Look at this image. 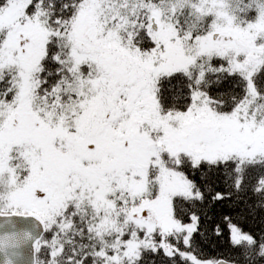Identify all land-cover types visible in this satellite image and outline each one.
I'll list each match as a JSON object with an SVG mask.
<instances>
[{
  "label": "snow or ice",
  "instance_id": "obj_1",
  "mask_svg": "<svg viewBox=\"0 0 264 264\" xmlns=\"http://www.w3.org/2000/svg\"><path fill=\"white\" fill-rule=\"evenodd\" d=\"M0 264H264V0H0Z\"/></svg>",
  "mask_w": 264,
  "mask_h": 264
},
{
  "label": "trees",
  "instance_id": "obj_2",
  "mask_svg": "<svg viewBox=\"0 0 264 264\" xmlns=\"http://www.w3.org/2000/svg\"><path fill=\"white\" fill-rule=\"evenodd\" d=\"M219 225L223 230V235H215L213 234V228L215 225ZM247 227V225H245ZM205 227L208 228L210 237L206 238V242L204 244V250L207 256H214L218 253H227L228 251V241H227V226L220 219V212L214 208L212 212V218L209 219Z\"/></svg>",
  "mask_w": 264,
  "mask_h": 264
}]
</instances>
